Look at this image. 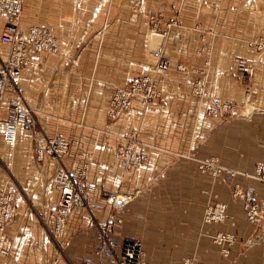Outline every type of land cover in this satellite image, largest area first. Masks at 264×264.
Returning a JSON list of instances; mask_svg holds the SVG:
<instances>
[{
	"label": "crops",
	"instance_id": "0c3cea01",
	"mask_svg": "<svg viewBox=\"0 0 264 264\" xmlns=\"http://www.w3.org/2000/svg\"><path fill=\"white\" fill-rule=\"evenodd\" d=\"M5 25L0 16V33ZM32 25L53 26L60 49L28 50L19 86L35 127L14 144L2 138L11 92L0 96V190L18 196L11 250L0 264L96 262L95 227L107 218L117 243L141 240L149 264H264V217L250 224L232 198L240 183L264 199V170L256 171L264 154V60L248 45L264 36V0H24L18 35ZM6 52L0 45V56ZM139 74L154 77L158 98H136L110 121L112 88ZM197 81L206 97L192 91ZM211 96L230 99L235 114L209 116ZM55 135L69 140L63 166L98 187L95 200L118 196L113 212L106 203L92 212V223L84 207L73 208L62 236L41 222L43 204L59 196L56 164L47 157L36 164L33 152ZM129 135L147 161L123 172L116 147ZM209 156L215 174L199 169ZM217 202L225 219L206 222L204 211ZM223 232L235 234L227 255L214 241Z\"/></svg>",
	"mask_w": 264,
	"mask_h": 264
},
{
	"label": "built area",
	"instance_id": "2783aa9c",
	"mask_svg": "<svg viewBox=\"0 0 264 264\" xmlns=\"http://www.w3.org/2000/svg\"><path fill=\"white\" fill-rule=\"evenodd\" d=\"M24 0H0V16H4L6 25L0 33V45L7 46L5 56H0V96L8 89L11 92L9 99L10 115L4 123L2 138L6 144H14L19 132L31 133L34 131V123L31 119V110L27 105L19 80L22 71L27 68L31 61L28 52L31 49L35 54L54 53L59 51L60 43L54 27L51 25H32L23 35H18L22 17ZM171 23L165 25L168 28ZM157 24H154L156 27ZM248 45L256 50L264 60V36L248 42ZM160 68L166 67L162 62ZM192 91L202 97L208 95L205 83L197 81ZM159 96V91L153 76L139 74L133 76L129 82L115 85L107 100L108 117L111 121L117 120L121 114L130 108L132 101L139 98L144 104L153 103ZM236 112L234 103L230 99L211 96L208 114L215 118H231ZM69 148V140L55 135L47 138L43 146L33 147L34 161L41 164L47 157L56 164L53 181L59 196L54 205L43 204L45 216L41 219L44 228L53 236H62L67 220L75 207H84L87 210L85 219L94 222L93 211L101 209L103 204L114 206L117 193H111L95 200L96 186L89 183L84 173L72 174L62 164L61 158ZM116 156L121 168L127 171L141 166L147 160V154L137 149V141L133 135L124 137L122 143L116 147ZM214 159L204 160L205 166L214 163ZM264 154L261 163L257 165V172H263ZM261 178L264 180V174ZM16 193L9 190H0V259L6 258L11 250L12 237L8 232V226L17 219ZM220 205V204H219ZM210 206L205 211L204 220L210 222L216 220L210 213H217L218 219L224 218L222 206ZM247 207V219L251 223L260 222L263 217L264 204L262 206L249 205ZM52 223V231L47 224ZM113 222L107 218L102 223H96L95 254L99 258L96 262H82L81 264H104L103 258L108 264H149L143 244L140 239L124 240L117 243L111 236ZM232 237L218 233L214 237L215 243L225 245L231 243ZM225 247V246H224ZM179 264H198L192 259H186Z\"/></svg>",
	"mask_w": 264,
	"mask_h": 264
},
{
	"label": "rangeland",
	"instance_id": "374dc122",
	"mask_svg": "<svg viewBox=\"0 0 264 264\" xmlns=\"http://www.w3.org/2000/svg\"><path fill=\"white\" fill-rule=\"evenodd\" d=\"M109 120L111 121V119L109 118ZM210 158L209 159H211V158H213L214 160H216V157H212V156H209ZM205 160V159H204ZM204 160L199 164V169H200V171L201 172H210V173H212V174H215V173H217L218 171H219V166L216 164V161H214V163H210V165L209 166H205V164H204ZM147 161V160H146ZM145 161V162H146ZM145 162L143 163V164H145ZM142 164V165H143ZM141 165V166H142ZM132 169H134V168H132ZM132 169H129V170H127V171H130V170H132ZM264 170V169H263ZM122 171L123 172H125L123 169H122ZM256 171H257V166H256ZM260 173H262V172H260ZM261 180H263L262 178H260ZM95 185V184H94ZM96 186V185H95ZM96 188H98L97 186H96ZM111 193H102V195H101V197H100V199L102 198V197H106V196H108V195H110ZM117 198H118V196H117ZM232 198L234 199V200H240L241 202H242V205H243V208H244V213H245V218H246V220L250 223V224H252V225H254V226H256V225H259L262 221H263V217H264V211L262 212V214H263V217H261L260 218V222H258L257 224L256 223H251L248 219H247V214H246V212H247V207H250L249 205H251V206H253V205H256L257 207L258 206H262L263 204H264V199H262V198H258V197H254L252 194H251V192L248 190V188L247 187H245V186H243L242 184H240V183H234L233 184V189H232ZM117 200L118 199H116V202H117ZM116 202H115V205L114 206H110L111 208H112V212H113V208H116ZM221 205V203H215L214 204V206L215 205ZM222 208H223V214H224V218H222V219H218L219 217H218V215H217V213H219L218 211L217 212H213V211H211L210 213L213 215V217L215 216V218H216V220H213L212 219V221H210V222H222L224 219H225V217H226V207H225V205L224 204H222ZM205 214H207V212L206 211H204V215ZM223 234L225 235V236H227V237H232V240H231V243H228L227 241H226V243H225V247L223 246L222 247V252H223V255L225 254V255H227L228 254V252H229V246L234 242V238H235V234H232V233H230V232H223ZM58 249V248H57ZM146 253V252H145ZM146 257H147V255H146ZM184 260H186V259H184ZM193 260V259H192ZM183 261V260H182ZM181 261V262H182ZM195 261V260H194ZM198 263V262H197Z\"/></svg>",
	"mask_w": 264,
	"mask_h": 264
}]
</instances>
